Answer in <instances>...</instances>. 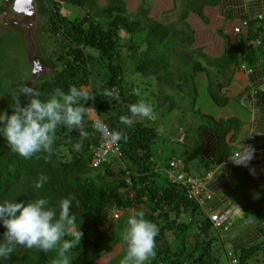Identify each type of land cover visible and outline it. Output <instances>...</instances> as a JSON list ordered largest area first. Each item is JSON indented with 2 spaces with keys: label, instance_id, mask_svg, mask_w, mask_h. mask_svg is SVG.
<instances>
[{
  "label": "trees",
  "instance_id": "1",
  "mask_svg": "<svg viewBox=\"0 0 264 264\" xmlns=\"http://www.w3.org/2000/svg\"><path fill=\"white\" fill-rule=\"evenodd\" d=\"M34 1L38 4V0ZM42 1L44 6L39 8V14L46 18L39 30L45 34L47 43H54L52 50H45V56L49 54L61 61L62 70L34 87L42 92L41 98L44 99L55 88L67 90L71 86H89L87 90L95 97L85 102V107L93 105L111 132L120 131L127 139L119 141L122 152L120 157L112 155L109 162L95 165L93 147L100 145L102 135L93 127L95 122L92 118L85 120L88 136L82 141L78 130L58 128L53 151L39 153L30 159H24L11 151L7 142L0 138V202L6 199L27 201L44 197L49 200L50 206L59 210L62 199L75 197L71 212L77 219L68 229L65 239H71V232L79 228L83 236L69 253L72 264H121L122 259H113L107 263H101L99 259L121 243L119 239L124 237L129 217L123 213L130 210L143 211L145 219L159 227V234L155 238V256L148 264H251L264 260V241L238 249L230 236L242 212L241 217L257 221L251 214L262 209L259 208L262 201H254L240 194L238 201L245 199L243 202L235 201L237 204L229 203L222 208L218 202L216 206L209 205L213 195L224 197L222 193H232V188L223 191V181L230 183L226 177H221L223 174L219 175L224 168H242L231 161L235 157L231 142L236 138L233 135L239 132L240 120L236 117L218 119L213 112L204 111L205 105L195 98L194 109L188 111L187 107L180 106L184 102L182 98V103L172 102L166 91L162 92L166 103L158 106L161 113L153 109L156 116L153 115L151 119L131 117L129 112V105L142 101V86L138 82L128 84L125 67L122 65L126 59L136 60V73L143 80L150 75L164 80L162 84L165 86L181 88L183 93L190 90V94H197L193 90H201L194 82L197 73L203 68L202 64L200 61L190 62L187 56L192 54L184 50L187 45L185 42L189 44L193 36H186L183 30L172 32L164 24H148L139 15L132 19L126 11L125 0ZM218 1L205 0L203 5L216 6ZM15 2L18 8L20 6L19 9H26V18L32 17L35 8L33 0L22 4L13 0V4ZM63 3L85 10L86 15L82 18L64 16ZM204 6L199 13L202 14ZM12 10L16 9L12 7ZM201 16L206 19L204 15ZM244 21L248 23L247 33H241L242 37L235 46H228L225 59L220 62V69L225 68L226 63H243L244 52L249 44L252 47L255 44L264 45L261 24L256 26V21ZM145 30L147 35L138 41L135 36L142 35ZM172 33H175L173 37L183 40L182 47H175L178 43L171 41ZM38 59L42 57H34V60ZM95 63L106 71L100 82L93 77L97 68ZM175 70L180 72L176 73ZM169 71L171 75L167 74ZM207 79L213 100L220 107L226 106L228 96L213 90V85L221 77ZM187 82L192 84L188 86ZM219 87L222 91L223 85ZM108 92L113 93V96L106 95ZM215 93H218L217 96H214ZM115 94H118V98H115ZM20 100L22 105L26 103L24 95L20 96ZM10 104L0 93V109L8 110L10 114ZM178 106L184 115L192 113L195 118L181 116V124L174 129H178L179 133L171 135L169 141L178 142L182 146L167 148L161 145L162 140L158 139L161 134H158L153 124L156 120L161 122L164 119L161 116L164 110L172 111ZM123 116L131 117L133 123L130 126L122 124ZM232 131L234 133L228 139ZM76 142L82 143L79 151L73 150ZM173 159L182 163L187 176L218 168L215 175L219 172L220 177L208 184V191L212 194L208 200L199 201L198 197L189 192L188 185L169 178L170 161ZM115 161L120 163L115 166ZM41 176H47L48 180L41 189H35L34 183ZM218 181L220 183L216 184ZM227 210L232 212L217 226L210 214L219 211L223 215ZM111 220L116 223L115 230H103L111 226ZM4 231L0 226V239ZM226 234L229 236L225 239ZM122 245L127 248L126 242ZM56 258V251L45 253L36 248L17 246L15 252L2 264H53Z\"/></svg>",
  "mask_w": 264,
  "mask_h": 264
},
{
  "label": "crops",
  "instance_id": "2",
  "mask_svg": "<svg viewBox=\"0 0 264 264\" xmlns=\"http://www.w3.org/2000/svg\"><path fill=\"white\" fill-rule=\"evenodd\" d=\"M125 1L126 11L132 17L139 15L148 24H164L172 32L183 30L186 32V36L189 34L193 36V41L190 40L189 44L185 42L187 45L184 50L187 53L191 52L192 56H187L190 62L200 61L203 67L197 73L198 76L194 82L201 90L199 92L193 90L194 93L197 92L194 94V98L200 104L205 105L204 111L213 112L218 119L236 117L240 120L239 132L233 135L236 138L231 142L234 150L243 148V145L250 146L255 150L249 166L234 170H230L231 168L226 166L220 174L218 172L214 176L217 181L220 177L218 174H223L221 177H226L230 182L228 184L222 180L223 191L232 188V193L228 195L222 193L224 197L213 195L209 199L211 200L209 205L213 207L218 202L222 208L235 201L243 202L245 199L238 201L240 194H245L247 197L255 199L254 201L261 200L259 208L262 209H259L255 213L256 217L253 218L257 221L253 222L248 217L250 223L242 230L236 229L230 236L238 249L264 241V196L259 199L260 191L262 188L264 189V45L255 44L252 47L249 44L244 52L245 61L243 63L240 65L226 63L225 68H219L220 62L225 59L228 46H235L242 37L241 33H245V30H241L243 32L235 30L236 27L243 25V20L256 21V26L261 24L262 37L264 38V0H219L216 6L208 4L204 6L205 0ZM185 4H187L185 6L187 10L183 11L181 8ZM202 6L204 7L201 14L198 11ZM177 10L181 11L178 16H176ZM201 15H204L206 19ZM145 35H147L146 30L144 31ZM173 36L175 33L171 34V37ZM177 40L178 38L171 39L174 44L177 43ZM179 72L176 71V73ZM207 77L222 78L221 82L219 79L217 80L219 86L223 85L222 91L220 87L215 88V91L228 96L229 101L226 106L220 107L213 100ZM217 94L215 93L214 96ZM233 133L234 131L229 134L228 139ZM231 177L232 179H230ZM219 183L220 181L216 184ZM262 192L264 193V190Z\"/></svg>",
  "mask_w": 264,
  "mask_h": 264
},
{
  "label": "clouds",
  "instance_id": "3",
  "mask_svg": "<svg viewBox=\"0 0 264 264\" xmlns=\"http://www.w3.org/2000/svg\"><path fill=\"white\" fill-rule=\"evenodd\" d=\"M21 95L26 97V103L23 105L20 100ZM42 95L37 88L25 85L11 96L10 114L8 110L0 109V138L7 142L11 151L24 159H30L42 152L51 153L58 128L67 131L78 130L81 141L88 136L84 126L88 115L85 102L95 96L90 95L87 89L76 86H71L67 90L55 88L44 99L41 98ZM106 95L113 96V93L108 92ZM115 98H118V94H115ZM129 112L131 117L151 119L153 107L139 101L129 105ZM131 117H121V123L130 126L133 123ZM93 127L96 131H105L99 121H96ZM122 139L126 140L127 136L120 131L110 133L113 144H117ZM81 148V142L73 144V150L79 151ZM96 148L94 146L93 151ZM254 151V148L243 145V148L234 150L235 157L231 158V161L237 166L247 167L251 164ZM111 157L112 155L110 159ZM172 162L178 165L177 175H187L182 169V163L173 159L170 161V166ZM217 170L208 172L204 170L190 177H203L210 173L211 177L206 181V189H208V184L213 181ZM169 178L173 180L170 173ZM47 180V176L39 177L34 183V188L41 189ZM211 196L212 194L209 198ZM73 200L75 197L62 199L59 210L50 206L49 200L44 197L31 198L27 201H18L16 198L6 199L0 202V226L5 229L0 239V264L15 252L17 246L36 248L45 253L56 251L57 258L53 264H72L69 253L77 243H80L83 236L79 228L71 232V239H65L68 229L77 219L71 212ZM127 225L123 237L127 251L121 264H148V261L155 256L158 225L145 219L143 211L131 213Z\"/></svg>",
  "mask_w": 264,
  "mask_h": 264
},
{
  "label": "rangeland",
  "instance_id": "4",
  "mask_svg": "<svg viewBox=\"0 0 264 264\" xmlns=\"http://www.w3.org/2000/svg\"><path fill=\"white\" fill-rule=\"evenodd\" d=\"M18 1L20 4H22L24 0ZM33 2L35 4V8L31 13L32 17L26 18L25 8L19 9L20 6L18 5V8L16 2L15 4H13V0H0V93L10 103H12L11 96H14L19 91V89H21L25 85L34 87L37 83L43 82L44 80L52 77V75H54L58 70H62L61 61L56 60L54 56H51L49 54L45 56V50H52L54 43H47L44 39L45 34L39 30L42 22L46 18L44 15L40 16L39 14V8H41V6H44L43 1L38 0V4L34 0ZM186 5L187 4L183 5L181 10L186 11ZM12 7L16 10H12ZM141 10L143 9L141 8ZM180 13L181 11L177 10L176 16H178ZM62 14L69 18H82L86 15V12L85 10L80 9L77 6H67L65 3H63ZM131 18L134 19L135 16ZM123 33L126 32L123 31ZM143 36L144 33H142V35H136L135 38L140 41L143 39ZM174 38L175 37H172L171 39ZM123 41L128 42V40ZM182 41V39H178V44L175 45V47H182ZM36 56H41L42 59L34 60V57ZM135 63L136 60L134 59H126L125 61H123L122 65L125 67L124 73L126 80L128 84L129 82L141 83L142 101L150 104L153 109L156 108L157 113H161L159 112L160 109H158L159 104L166 103V100L165 102L163 100L165 94H162V92L164 91H166L167 95L170 96L172 102L178 101L180 103L182 100H184L183 104H180L181 107H187L188 111H192L194 109L193 99L195 95L190 94V90H188L186 93H183L181 88L178 89L177 87V89H174L172 85L165 86L164 84H162L163 82H165L164 80L157 79L150 75L148 79L143 80L141 78L142 76L139 73H136L137 70L135 68ZM94 66H97V68L96 74L93 77L100 82L102 78L105 77L106 71L104 72L103 70H101L96 63L94 64ZM169 73L170 75L172 74L171 71L167 72V74ZM187 83L188 86L192 84V82ZM82 88L90 89L89 86H83ZM213 88L215 91V88H219V85H213ZM182 96L184 97L182 98ZM180 106L172 111H168L167 109L164 110L163 114L161 115L164 119H160L161 122H158L156 120V122H154L153 124V127L157 129L158 134H161L158 139L161 138V145H163L164 147H181V144H179L178 142H171L169 141V138L171 137V135H174L175 132L176 134L179 133L178 129L177 131H174V129L176 125L181 124L184 116H186V118H195L194 114L192 113L184 115V111L179 110ZM156 111L153 110L154 116H156ZM87 113V118H96L98 116L93 105L88 106ZM190 120L191 122H193L192 119ZM184 125L186 126V124ZM119 163L120 161H115L114 165L117 166ZM263 190L264 189L262 188V190L260 191L261 194L259 199L264 196V193L262 192ZM131 213H133L132 210L127 211L126 213L124 212L123 214L130 215ZM242 215L243 212L239 215V217H237V221L231 233L242 226H247V224L250 223L249 219L246 216L241 217ZM251 217H256V214H251ZM109 220H107V222ZM108 223H110V221ZM115 225V221L111 220L112 227L110 226V228L107 226V228H103V230H108L107 232H109V230H115ZM228 236L229 234H226L225 239ZM119 240L122 244L123 242H125L124 238H120ZM121 243L116 244L111 249V251L101 257L99 261L101 263H107L108 261L113 259H123V257L126 255L127 248L123 247ZM251 264H264V260L257 261L255 263L252 262Z\"/></svg>",
  "mask_w": 264,
  "mask_h": 264
},
{
  "label": "built area",
  "instance_id": "5",
  "mask_svg": "<svg viewBox=\"0 0 264 264\" xmlns=\"http://www.w3.org/2000/svg\"><path fill=\"white\" fill-rule=\"evenodd\" d=\"M247 21L243 22V25L240 27H236V31L245 30L247 33ZM259 42V41H257ZM245 67V65L243 66ZM94 122L99 121L105 128L104 132H101V143L99 147L96 148L94 151V160L93 163L95 165L102 164L104 162L110 161V155H114L116 157H120L122 155L121 148L119 146V142L117 144H113L110 140V133L111 130L107 126V124L102 121V118L97 116L93 118ZM172 168L169 170L170 176L174 181L178 183H183L189 186V192L196 197L199 198V201L203 202L206 201L209 196L211 195L208 189H206V181L211 177V174L208 173L206 176L203 177H190L185 174H176V170L178 168L177 163H171ZM232 212V210H227L225 214L220 215V212H213L210 214L211 220L217 225L220 226L221 223L226 219V217Z\"/></svg>",
  "mask_w": 264,
  "mask_h": 264
},
{
  "label": "water",
  "instance_id": "6",
  "mask_svg": "<svg viewBox=\"0 0 264 264\" xmlns=\"http://www.w3.org/2000/svg\"><path fill=\"white\" fill-rule=\"evenodd\" d=\"M31 1H32V0H31ZM22 3H25V0H24Z\"/></svg>",
  "mask_w": 264,
  "mask_h": 264
}]
</instances>
